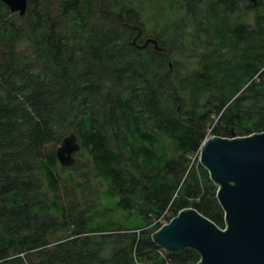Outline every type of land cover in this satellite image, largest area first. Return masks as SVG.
Masks as SVG:
<instances>
[{
  "label": "trees",
  "instance_id": "trees-1",
  "mask_svg": "<svg viewBox=\"0 0 264 264\" xmlns=\"http://www.w3.org/2000/svg\"><path fill=\"white\" fill-rule=\"evenodd\" d=\"M232 130L264 132V0H0V264H200L154 234L226 228L200 149Z\"/></svg>",
  "mask_w": 264,
  "mask_h": 264
},
{
  "label": "water",
  "instance_id": "water-1",
  "mask_svg": "<svg viewBox=\"0 0 264 264\" xmlns=\"http://www.w3.org/2000/svg\"><path fill=\"white\" fill-rule=\"evenodd\" d=\"M2 1L12 12H27L28 0ZM232 131V138L208 137L200 149V161L218 186L226 228L184 209L154 234L167 253L192 249L201 255L200 264H264V132L240 137ZM79 150L77 136H67L57 151L60 163L72 166Z\"/></svg>",
  "mask_w": 264,
  "mask_h": 264
},
{
  "label": "rangeland",
  "instance_id": "rangeland-1",
  "mask_svg": "<svg viewBox=\"0 0 264 264\" xmlns=\"http://www.w3.org/2000/svg\"><path fill=\"white\" fill-rule=\"evenodd\" d=\"M149 14H150V11H149ZM211 133V132H210ZM210 136H212V135H210ZM209 136V137H210ZM83 161H85L84 159H83ZM85 164V163H84ZM83 167H84V165H82V166H79V168H78V170H79V172H81L82 170H83ZM74 200L75 201H78L79 200V198H77V197H74ZM165 222V221H164ZM167 223H164V225H166Z\"/></svg>",
  "mask_w": 264,
  "mask_h": 264
}]
</instances>
